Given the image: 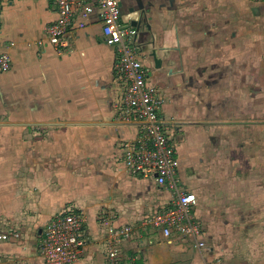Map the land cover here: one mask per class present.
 <instances>
[{
	"label": "crops",
	"instance_id": "crops-1",
	"mask_svg": "<svg viewBox=\"0 0 264 264\" xmlns=\"http://www.w3.org/2000/svg\"><path fill=\"white\" fill-rule=\"evenodd\" d=\"M118 1L147 81L164 97L158 118L204 244L148 222L175 195L125 168L141 131L122 115L119 54L100 21L78 29L77 8L55 48L44 28L56 0H3L0 264H45V227L65 214L82 217L74 264H107L105 218L131 230L119 264H264V0Z\"/></svg>",
	"mask_w": 264,
	"mask_h": 264
},
{
	"label": "built area",
	"instance_id": "built-area-1",
	"mask_svg": "<svg viewBox=\"0 0 264 264\" xmlns=\"http://www.w3.org/2000/svg\"><path fill=\"white\" fill-rule=\"evenodd\" d=\"M56 5L55 21L44 28L45 41L51 46L59 48L64 45L75 10L79 8L76 27L83 29L98 19L103 42L117 49L116 74L125 87L121 97L125 106L122 115L127 120H138L141 131L136 143L124 151L125 168L130 174L153 179L157 185L165 186L175 195L174 206L152 214L148 219L149 224L161 229L164 236L173 233L190 236L197 241L198 247H202L204 243L199 240L200 229L191 212L195 196L179 188L178 158L158 118L157 111L164 103V97L147 81L146 69L132 46L136 30L121 25L119 1L56 0ZM9 67L8 55L1 54L0 72L7 71ZM103 224L108 235L107 264H119L118 243L130 238V227L116 229L107 218ZM81 225L82 217L79 214L55 217L46 225L40 249L45 264H74L83 245L79 235ZM11 236L16 238L18 234L13 232ZM7 237V234L0 235L1 240Z\"/></svg>",
	"mask_w": 264,
	"mask_h": 264
},
{
	"label": "water",
	"instance_id": "water-1",
	"mask_svg": "<svg viewBox=\"0 0 264 264\" xmlns=\"http://www.w3.org/2000/svg\"><path fill=\"white\" fill-rule=\"evenodd\" d=\"M119 6H120V2H119ZM141 16H142V12H141L140 17L138 18V20L133 21L132 24H133V25H138V24H140V23L142 22V20H141ZM151 57L153 58L155 65L158 67V66L160 65V60H157L154 51L151 52Z\"/></svg>",
	"mask_w": 264,
	"mask_h": 264
}]
</instances>
